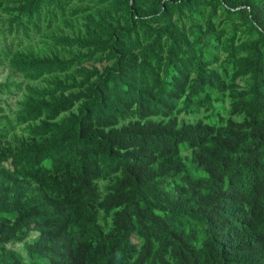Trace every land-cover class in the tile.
Listing matches in <instances>:
<instances>
[{
    "label": "trees",
    "instance_id": "obj_1",
    "mask_svg": "<svg viewBox=\"0 0 264 264\" xmlns=\"http://www.w3.org/2000/svg\"><path fill=\"white\" fill-rule=\"evenodd\" d=\"M5 66L0 264H264V0H0Z\"/></svg>",
    "mask_w": 264,
    "mask_h": 264
},
{
    "label": "rangeland",
    "instance_id": "obj_2",
    "mask_svg": "<svg viewBox=\"0 0 264 264\" xmlns=\"http://www.w3.org/2000/svg\"><path fill=\"white\" fill-rule=\"evenodd\" d=\"M10 38V37H8ZM41 36L39 35H35L33 37L32 40H28V39H21V41L19 42L18 40H15L14 43L15 44H18L20 45V47H23V48H28V47H36V48H43V45L40 44L41 43ZM8 74V67L5 66V67H0V81L5 79L6 76ZM9 102L12 103V106L15 107L16 106V103L14 100L10 99L9 98ZM204 113L203 112H200L196 117L195 116H186L185 119L186 120H195L197 117H203Z\"/></svg>",
    "mask_w": 264,
    "mask_h": 264
}]
</instances>
